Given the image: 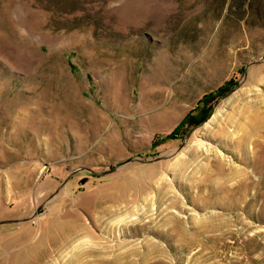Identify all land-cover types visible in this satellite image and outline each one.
<instances>
[{
	"label": "rangeland",
	"instance_id": "374dc122",
	"mask_svg": "<svg viewBox=\"0 0 264 264\" xmlns=\"http://www.w3.org/2000/svg\"><path fill=\"white\" fill-rule=\"evenodd\" d=\"M252 112L264 0H0V264H264Z\"/></svg>",
	"mask_w": 264,
	"mask_h": 264
},
{
	"label": "bare ground",
	"instance_id": "6f19581e",
	"mask_svg": "<svg viewBox=\"0 0 264 264\" xmlns=\"http://www.w3.org/2000/svg\"><path fill=\"white\" fill-rule=\"evenodd\" d=\"M257 105V104H256ZM262 109V107H256V109H254L258 114H259V111ZM256 112H252V114H250V115H252V117H250L249 119H248V123H247V126L246 127H243V129H241V137H242V139L244 140L243 141V143L244 142H254V143H256V145H258L259 144V137L262 135V134H264V119L262 118V117H260L259 115H257L256 114ZM231 122V121H230ZM232 123V122H231ZM234 124V123H233ZM236 126V125H235ZM238 127V126H237ZM48 128V127H47ZM236 128V127H235ZM226 130V129H225ZM220 131H222V129L220 130ZM220 131H219V133H220ZM227 131V130H226ZM225 131V132H226ZM223 132V131H222ZM230 133L232 132V131H229ZM229 132H228V134H229ZM223 134H225V133H223ZM228 134H226V135H228ZM238 134V133H237ZM219 136V135H218ZM217 136V137H218ZM227 137H229V138H231V136H227ZM236 137H238V136H236ZM240 137V136H239ZM220 138H222V137H220ZM228 138V139H229ZM234 138V137H233ZM232 139V138H231ZM230 139V140H231ZM235 139V138H234ZM234 139H232V140H234ZM239 140H237V142H238ZM241 141V140H240ZM229 142V141H228ZM248 144V143H247ZM246 145V144H245ZM249 146V145H248ZM238 147V146H237ZM243 148V147H242ZM261 147L259 146V149H260ZM239 149V148H238ZM256 150V149H255ZM257 150H258V148H257ZM257 153V152H256ZM254 154V153H253ZM263 154V153H262ZM252 155V154H251ZM257 155V154H256ZM256 157V156H255ZM257 159H258V157H257ZM260 160V159H259ZM219 161V160H218ZM264 160H262V162H263ZM184 162V161H183ZM256 160H254V159H252L251 158V160H250V162H249V166H251V167H253V168H255L256 167ZM228 163V162H227ZM181 162H180V166H181ZM183 164H185V163H183ZM187 164V163H186ZM259 164V163H258ZM176 165V164H175ZM218 166H219V163L217 164ZM232 165V164H231ZM245 165V164H244ZM179 166V165H178ZM183 166V165H182ZM182 166H181V168H182ZM186 166H184V168H185ZM228 167H229V165H228ZM258 167V166H257ZM256 167V168H257ZM177 168V167H176ZM187 168H188V164H187ZM221 168H223V166L221 165ZM230 168V167H229ZM233 168H235V167H233ZM249 168V167H248ZM260 168V167H259ZM179 169V168H178ZM186 169V168H185ZM184 169V170H185ZM226 169V168H225ZM259 170V169H258ZM181 171H182V169H181ZM223 171V170H222ZM221 171V172H222ZM230 171H232V169L230 170ZM237 172H239V170H236ZM255 171V170H254ZM257 171V170H256ZM255 171V172H256ZM179 172V171H178ZM216 172H217V170H216ZM219 172V171H218ZM182 173V172H181ZM180 173V174H181ZM242 173V175H245L246 174V171L244 172H241ZM222 174V173H221ZM231 174H232V172H231ZM218 175V174H217ZM224 175H226V172H225V174ZM230 175V174H229ZM211 176V175H210ZM226 176H228V175H226ZM225 176V177H226ZM222 177V176H221ZM206 178V177H205ZM204 178V179H205ZM221 179V178H220ZM222 179H224V178H222ZM224 180H226V179H224ZM206 181V180H205ZM209 182V181H208ZM184 185V184H183ZM202 185V184H201ZM199 186V185H198ZM206 196V195H205ZM203 198H204V196H203Z\"/></svg>",
	"mask_w": 264,
	"mask_h": 264
},
{
	"label": "trees",
	"instance_id": "16d2710c",
	"mask_svg": "<svg viewBox=\"0 0 264 264\" xmlns=\"http://www.w3.org/2000/svg\"><path fill=\"white\" fill-rule=\"evenodd\" d=\"M206 99V98H205ZM209 114V113H208ZM208 114L207 115H204V118H203V121L205 120V119H207L208 118ZM200 116V115H199ZM199 116H193V117H189V121H191V120H197V118H199ZM203 117V116H202ZM185 123H186V120L181 124V126H183L184 127V125H185ZM177 132H178V129L177 130H175V133H173V137H176L177 135Z\"/></svg>",
	"mask_w": 264,
	"mask_h": 264
}]
</instances>
